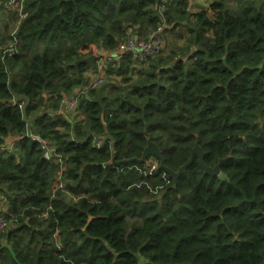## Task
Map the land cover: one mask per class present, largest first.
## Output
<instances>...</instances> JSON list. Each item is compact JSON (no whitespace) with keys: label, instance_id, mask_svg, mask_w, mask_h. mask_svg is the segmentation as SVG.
<instances>
[{"label":"trees","instance_id":"16d2710c","mask_svg":"<svg viewBox=\"0 0 264 264\" xmlns=\"http://www.w3.org/2000/svg\"><path fill=\"white\" fill-rule=\"evenodd\" d=\"M22 7L21 20L12 8L0 15L16 32L0 53V144L16 138L0 153V264H264V0H211L193 13L187 0ZM158 28L163 39L181 33L145 62L126 52L88 86L82 59L94 47L104 56ZM77 90L69 121L56 112ZM14 95L30 100L29 135ZM93 134L112 141L94 147ZM196 141L206 166L224 159L220 176L197 157L175 182L153 157L111 163L152 142L176 171ZM47 147L65 160L56 186Z\"/></svg>","mask_w":264,"mask_h":264},{"label":"built area","instance_id":"2783aa9c","mask_svg":"<svg viewBox=\"0 0 264 264\" xmlns=\"http://www.w3.org/2000/svg\"><path fill=\"white\" fill-rule=\"evenodd\" d=\"M22 1L23 0H0V4L8 5V8H12V10L17 14V17L19 20L24 18L25 13L22 11ZM162 34V28H158L157 32H154L151 37L148 39H140L136 36H129L125 39V41L119 43L116 47V49L108 53L107 55H96L93 54L95 57V67L94 69L89 73V78L92 79V82L88 81L89 87H95L98 85L102 78L104 77L106 68L111 65L115 66L116 64L120 63L121 60L124 57V54L126 52H132L136 59H138L140 62H145L148 58L159 55L162 50H164L165 46V40L161 37ZM14 35V34H13ZM13 38L14 36L11 35V44H8L7 47L1 49V54L8 52L11 53L13 51L12 45H13ZM81 91L77 90L71 94V97L73 100L69 102L64 96L61 107L56 114L60 113L68 118L70 121L71 117H69L72 113H69V111L72 110L73 113L76 112V106L78 105ZM21 108L22 106L19 105ZM103 137H100L102 139ZM13 141L11 144L3 142L0 144V153L8 152L12 153L15 150V145ZM44 142L42 145H46V142L44 140H41L40 143ZM50 149V159L52 158L53 162L59 165V170L54 176L55 183L59 184L60 182L63 183V171H64V159L58 155L54 150ZM154 159V158H153ZM149 164H151V169H154L156 167V161L155 159L150 161ZM55 183H53V186H56ZM61 187V184L58 186ZM5 211L0 208V232L6 229L7 222L4 218Z\"/></svg>","mask_w":264,"mask_h":264},{"label":"water","instance_id":"95a60500","mask_svg":"<svg viewBox=\"0 0 264 264\" xmlns=\"http://www.w3.org/2000/svg\"><path fill=\"white\" fill-rule=\"evenodd\" d=\"M223 4L225 5V2H223ZM94 60H95V57L93 55H90L87 58L82 59V62L89 64L90 67L93 68L94 67ZM22 100L24 101V104L21 107V115H22V120L26 124V129H27L26 135H29L30 134L29 127H30V124L32 123V121L34 120V118L28 119L26 116V107H27L30 100L24 95H14L12 101H13V103H18ZM89 134H91L90 131L87 132L86 137L81 142L87 141ZM92 136H93L92 145L94 147H101L105 142L112 141L111 136L108 134H106L102 139H100V137L95 135V134H93ZM148 157H153L156 160H158L160 168L163 170V172L165 174L170 176L174 182L185 171L186 167L192 163L194 157H197L198 164H199L200 168L203 170V172L205 174H208L211 176H220V174H221L220 166L224 162V159H220L213 166H210V167L206 166L203 162L204 153H203L201 147L199 146L198 142L196 141L191 152H190L189 158L176 171H173V170H171L165 166L164 159L161 155V151L159 150L158 146L152 142L147 143L146 147L144 148V150H143V152L139 158L124 159V160L116 161V162L113 159L111 161V163L115 164V165L128 164L131 162H135V163L140 164V163H143ZM90 220H91V217H89L87 223Z\"/></svg>","mask_w":264,"mask_h":264},{"label":"rangeland","instance_id":"374dc122","mask_svg":"<svg viewBox=\"0 0 264 264\" xmlns=\"http://www.w3.org/2000/svg\"><path fill=\"white\" fill-rule=\"evenodd\" d=\"M188 1V11L190 12V13H193V12H196V11H198L199 9H201V8H203L205 5L206 6H208V4H209V2L211 1V0H187ZM231 4H233V3H231ZM8 5H6L5 7H7ZM4 7V6H3ZM9 10V9H8ZM7 10V8H4V10H3V13H2V11L0 10V15L1 14H9L8 11ZM16 15V14H15ZM1 18H3V17H1L0 16V53H1V49H3V48H5V47H7L8 46V44H11V41H10V39H11V35L12 36H14L15 37V34H16V32H15V29H14V27L15 26H13L14 25V22L13 21H9V24H10V30H5L3 27H2V25H1ZM9 18V17H8ZM13 26V27H12ZM181 33V30H177V31H175V32H173L172 34H169V33H164V38L166 39V40H168L169 39V37L172 39V40H174L175 39V36L176 35H178V34H180ZM14 34V35H13ZM164 39V40H165ZM95 48V52H94V54H96V55H100V53L98 52V49L96 48V47H94ZM94 67H95V60H94ZM94 67L93 68H91V70H87V75H89V73L94 69ZM88 81H90V83L92 82V79H90V78H88ZM66 100H68L69 102H71V100H73V98L71 97V94L70 95H67V97L65 98ZM20 105L21 106H23V104H24V101L22 100V101H20ZM69 113H72L69 117H71L70 119L72 120V119H74L75 117H78L79 118V116H78V114H77V112H75V113H73L72 112V110L71 111H69ZM70 120V121H71ZM11 138H14V137H11ZM15 140H16V138H14ZM44 142H42L41 144H43ZM52 150H54L55 151V148L54 147H52L51 148ZM152 160H154L153 158H150L149 160H148V162L147 163H149L150 161H152ZM57 184V182L55 183V185ZM4 204H6L3 200H0V208L3 210V206H4ZM4 231V230H3Z\"/></svg>","mask_w":264,"mask_h":264},{"label":"crops","instance_id":"0c3cea01","mask_svg":"<svg viewBox=\"0 0 264 264\" xmlns=\"http://www.w3.org/2000/svg\"><path fill=\"white\" fill-rule=\"evenodd\" d=\"M15 138V137H14ZM14 138H7L6 140V143H9V144H11L13 141H15V139ZM0 200H2V197L0 196Z\"/></svg>","mask_w":264,"mask_h":264},{"label":"clouds","instance_id":"9594fccd","mask_svg":"<svg viewBox=\"0 0 264 264\" xmlns=\"http://www.w3.org/2000/svg\"><path fill=\"white\" fill-rule=\"evenodd\" d=\"M4 6H6L5 4H3ZM6 8H8V7H6ZM9 9V8H8ZM16 14V13H15ZM16 16H17V14H16ZM11 37V36H10Z\"/></svg>","mask_w":264,"mask_h":264}]
</instances>
